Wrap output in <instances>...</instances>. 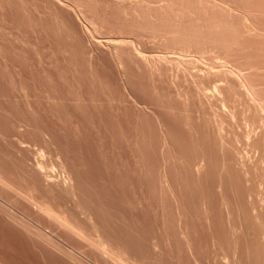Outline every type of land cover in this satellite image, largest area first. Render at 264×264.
<instances>
[{"label": "rangeland", "instance_id": "1", "mask_svg": "<svg viewBox=\"0 0 264 264\" xmlns=\"http://www.w3.org/2000/svg\"><path fill=\"white\" fill-rule=\"evenodd\" d=\"M0 264H264V0H0Z\"/></svg>", "mask_w": 264, "mask_h": 264}, {"label": "bare ground", "instance_id": "2", "mask_svg": "<svg viewBox=\"0 0 264 264\" xmlns=\"http://www.w3.org/2000/svg\"><path fill=\"white\" fill-rule=\"evenodd\" d=\"M8 213V212H7Z\"/></svg>", "mask_w": 264, "mask_h": 264}]
</instances>
